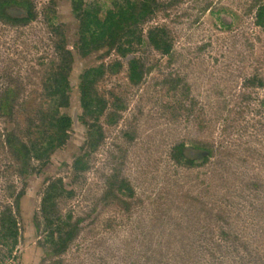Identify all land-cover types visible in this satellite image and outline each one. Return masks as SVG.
I'll list each match as a JSON object with an SVG mask.
<instances>
[{
    "label": "rangeland",
    "instance_id": "rangeland-1",
    "mask_svg": "<svg viewBox=\"0 0 264 264\" xmlns=\"http://www.w3.org/2000/svg\"><path fill=\"white\" fill-rule=\"evenodd\" d=\"M32 1L35 21H0V96L6 88L17 96L14 113L0 116V215L12 213L19 228L12 255L0 244V264H264V27L256 24L264 0H159L141 25L143 44L120 36L114 48L87 56L78 52L73 0ZM52 2L74 56L73 127L67 145L27 176L6 136L28 137L45 107V76L56 57L46 19ZM154 27L167 30L169 54L149 44ZM117 46L142 64L140 83L130 82ZM99 65L105 72L96 89L105 106L82 109L79 76ZM87 123L101 126V140L88 168L77 170ZM181 142L211 155L178 164L171 154ZM57 178L71 191L57 199L59 218L77 230L64 252L49 254L41 202ZM115 178L134 195L111 189Z\"/></svg>",
    "mask_w": 264,
    "mask_h": 264
},
{
    "label": "trees",
    "instance_id": "trees-1",
    "mask_svg": "<svg viewBox=\"0 0 264 264\" xmlns=\"http://www.w3.org/2000/svg\"><path fill=\"white\" fill-rule=\"evenodd\" d=\"M121 4L114 2V7H102L86 0H73L72 12L79 20L78 52L87 56L102 48L108 50L116 45V38L127 37L132 41L143 44L141 25L159 9V0H121ZM55 4L49 6L46 12L48 26L56 37L54 50L56 57L50 64L44 81L45 107H41L27 128L28 137L21 138L11 131L7 132L6 142L9 151L22 166L21 172L36 174L38 166H46L52 155L63 149L70 137L73 127V117L68 113L70 107V92L72 91L70 74L74 63L72 51L67 46L64 23L58 21ZM39 16L36 4L32 0H0V21L12 26H24L35 21ZM256 24L264 27V5L258 8ZM148 42L162 54H169L172 42L168 32L163 27H154L149 30ZM117 50L128 62V76L132 84H138L144 77L143 66L134 57H129V48L117 46ZM118 63L114 64L116 71ZM103 65L91 66L79 76L77 85L80 94L82 109L105 106V100L97 93L96 85L104 75ZM17 96L15 90L6 88L0 96V116L9 117L14 113ZM115 116L110 117V123L115 122ZM101 140V126L97 123H87V137L73 160V167L77 170H86L89 155L96 150ZM187 146L181 142L174 147L171 154L173 160L181 165L193 166L199 161L191 158L186 152ZM211 155V153H210ZM209 155V157H210ZM204 157L200 162L209 158ZM33 161L37 164H33ZM123 195L133 196L134 191L130 184L117 179L110 184ZM69 191L62 178L50 181L43 193L41 212L48 232L45 244L51 248L49 254L64 252L73 240L77 225L59 218L57 199L69 195ZM20 197L22 193L19 194ZM19 236L16 217L8 212L0 215V244L7 247V255L14 252Z\"/></svg>",
    "mask_w": 264,
    "mask_h": 264
},
{
    "label": "water",
    "instance_id": "water-1",
    "mask_svg": "<svg viewBox=\"0 0 264 264\" xmlns=\"http://www.w3.org/2000/svg\"><path fill=\"white\" fill-rule=\"evenodd\" d=\"M222 19L224 21H226L227 23H229V18L225 15L222 16ZM187 154L190 155L191 158H204L207 157V155L209 154L208 151L206 150H201V149H189L187 148L186 150Z\"/></svg>",
    "mask_w": 264,
    "mask_h": 264
}]
</instances>
